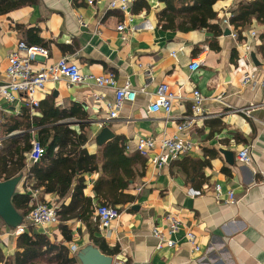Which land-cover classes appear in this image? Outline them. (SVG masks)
Listing matches in <instances>:
<instances>
[{"label":"crops","instance_id":"0c3cea01","mask_svg":"<svg viewBox=\"0 0 264 264\" xmlns=\"http://www.w3.org/2000/svg\"><path fill=\"white\" fill-rule=\"evenodd\" d=\"M240 1L211 5L216 18L207 22L219 24V35L206 27L185 29L188 23L180 22L189 16L179 14L185 11L176 0L172 8L168 0H128L125 10L110 7V0H35L0 13V85L20 41L48 51L32 60V71L65 58L82 75L114 76L113 86L48 80L33 94L36 106L25 97L0 98V181L5 172L7 179L18 177L14 195L29 198L26 207L12 203L23 218L18 226L0 217V264H82L77 254L88 245L110 255L112 264H264V56L258 49L264 24L253 19L238 31L224 23ZM195 58L204 62L190 70ZM160 83L177 96L170 114L148 111ZM124 85L136 98L109 120L115 89ZM194 90L204 114L179 133L194 145L156 169L135 143L177 133L192 112ZM65 127L73 138L55 145L51 158L29 159L32 141H59ZM103 128L112 134L101 141ZM78 137L85 139L81 160L72 150ZM115 139L123 144L122 162L117 170L104 169L103 151ZM243 148L250 152L248 164L237 158ZM65 158V165L52 167ZM229 191L234 201L226 202ZM46 202L58 206V222L29 223L24 210ZM102 203L120 211L105 230L95 219ZM168 214L180 220L172 234ZM154 228L174 245L157 248ZM188 230L197 249L185 238Z\"/></svg>","mask_w":264,"mask_h":264},{"label":"built area","instance_id":"2783aa9c","mask_svg":"<svg viewBox=\"0 0 264 264\" xmlns=\"http://www.w3.org/2000/svg\"><path fill=\"white\" fill-rule=\"evenodd\" d=\"M92 0H87L91 2ZM119 5L120 8L125 10L128 6V0H110L109 6L115 7ZM224 23L229 24V18H224ZM230 25V24H229ZM118 29H123V24L118 26ZM252 31V36H254ZM48 51L46 48L40 45H28L23 41H20L16 45L15 51H12L8 58V66L6 69V75L8 77L7 82L0 85V98H4L8 101H13L18 98H27L32 105L36 106L38 103L33 99V94L36 90L43 89L44 84L48 80H57L60 77L66 78L70 83H84L93 80L97 86H113L114 76L113 74H107L104 76H92L82 75L78 66L67 61L65 58H61L58 61L50 64L49 66L42 67L37 71L31 70V62L36 56L46 57ZM204 62L203 58H195L189 64L190 70L199 68ZM249 78H245L244 82L247 83ZM113 104L108 112V119H115L118 116V111L122 108L125 102H133L136 98V91L130 88L129 85L115 89ZM177 98L172 92L169 91L166 83H160L157 85L154 99L148 104L149 112L163 111L165 114H170L174 100ZM200 93L198 90L193 91V103L191 106L192 112L190 115L185 116L184 120L177 125V133L170 135H163L160 138H153L147 136H141L135 143V148L140 155L150 158L153 166L156 169L161 168L168 164L172 159L176 158L181 153L190 149L194 143L182 137L179 133L188 128L194 123L196 117H200L204 114L201 107ZM157 150L155 151V149ZM45 148L38 140L32 141V145L28 154L29 159L32 162H37L44 154ZM154 151L153 154H151ZM237 158L242 163L248 164L251 162V156L248 148H243L237 152ZM215 192L217 199L219 198V187L215 186ZM234 201L233 192L229 191L226 202ZM58 206L54 203H38L35 205L26 215V220L37 226H44L49 223L58 222ZM120 214L117 207L108 205L105 203L99 204L95 209V219L98 223V227L101 230L109 228L111 222L115 220ZM168 220V232L170 234L176 232L179 229L180 220L174 215H167ZM24 225V224H23ZM22 225V226H23ZM21 231V229L19 230ZM153 236L157 239V248L162 245L172 247L174 241L165 238L161 230L154 228ZM186 240L194 245V249H197L196 236L188 230L185 232Z\"/></svg>","mask_w":264,"mask_h":264},{"label":"trees","instance_id":"16d2710c","mask_svg":"<svg viewBox=\"0 0 264 264\" xmlns=\"http://www.w3.org/2000/svg\"><path fill=\"white\" fill-rule=\"evenodd\" d=\"M35 0H18L16 2H11L10 0H0V13H4L7 12L8 10H10L11 8H14L16 6H19L21 4H25V3H32ZM174 1L175 0H168L169 5L172 7H174ZM177 4L181 3V8L183 11L185 12H181L179 13L182 16H189L185 19H183L180 23L184 24V23H188V25H186L184 28L185 29H190L193 27H206L207 29L211 30V32L214 35H219L221 34V29L219 28V24L218 23H210L207 22V19H213L216 18V12L212 10L211 5L216 1V0H192L193 5L192 6H185L183 5V3H185L187 0H176ZM170 8V9H171ZM171 16H166L167 19H169L168 23L171 27H175L177 25V23L175 21V14L174 13H170ZM255 19L256 21L264 24V0H242L240 1L236 7L230 12V17H229V23L231 25H233L235 27V29H237L238 31L240 29L245 28L247 25H250L252 20ZM178 25L181 26V24L178 23ZM260 39H261V44L259 45V52L262 53V55L264 56V32L260 34ZM63 137L60 136L57 139H59V141L52 140L50 143H47L46 140H40L41 145L45 148L44 154L42 155V158H51V156L53 155V149L54 146L57 145L58 143L61 145H65V141L69 140L70 137L69 135L72 137V130H70L69 128L65 127V130H63ZM73 138V137H72ZM76 138V137H75ZM65 139V141L63 140ZM85 141V139L78 137L77 138V143H75V145L72 147L75 151V155L77 153H79L80 155V160L82 158L81 153L83 152V150L79 149L80 144H83ZM123 149V144L119 143V141H117L115 139L114 143H109L107 145V148H105V150L103 151V157H104V169H112V170H117L120 167V162L121 158H122V154L121 151ZM86 156V155H85ZM84 159V158H83ZM66 158L65 159H59V160H54V164L52 165V167H56L57 165H65L66 162ZM53 163V162H52ZM32 173L37 174L39 170H37L36 168H32ZM130 175V173H129ZM10 176L9 173L4 174V178L7 179ZM110 178L111 180H115L116 179V173L113 171H111L110 173ZM120 185H122L123 187H125L127 185V181H121ZM97 188L98 183L95 185ZM96 188V190H97ZM59 194H63L64 190H60L58 192ZM29 198L28 195L25 194H16L13 196L12 199V203L14 205L15 208H19V205H21L23 207H26V205L28 204ZM88 200H86L87 202ZM29 207L26 208L25 211V215L28 214V212L33 208ZM61 215V211L58 209V219L59 216ZM63 218L65 219V214H63ZM61 217V216H60ZM86 218H88V216H86ZM97 222V221H96ZM98 224V223H97ZM94 240L96 242L100 243V246L102 245L100 239L98 238H94Z\"/></svg>","mask_w":264,"mask_h":264},{"label":"water","instance_id":"95a60500","mask_svg":"<svg viewBox=\"0 0 264 264\" xmlns=\"http://www.w3.org/2000/svg\"><path fill=\"white\" fill-rule=\"evenodd\" d=\"M229 33L228 30L225 34ZM108 128H103L98 139H105L111 136ZM98 140V141H99ZM103 141V140H101ZM19 181L18 177L9 178L0 181V217L9 226H18L22 222V215L12 205V197L14 196L15 187ZM82 264H112L113 259L110 255H106L94 246H85L77 254Z\"/></svg>","mask_w":264,"mask_h":264}]
</instances>
